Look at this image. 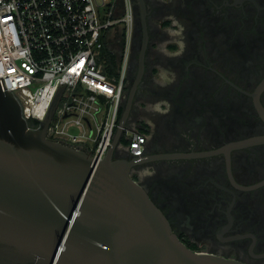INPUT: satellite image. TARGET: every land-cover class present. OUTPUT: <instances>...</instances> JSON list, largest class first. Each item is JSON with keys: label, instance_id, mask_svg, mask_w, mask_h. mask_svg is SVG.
Masks as SVG:
<instances>
[{"label": "flooded vegetation", "instance_id": "obj_1", "mask_svg": "<svg viewBox=\"0 0 264 264\" xmlns=\"http://www.w3.org/2000/svg\"><path fill=\"white\" fill-rule=\"evenodd\" d=\"M130 3V37L120 26L105 49L119 74L127 51L122 112L141 75L122 136H146L131 176L193 251L264 264V0ZM173 19L186 47L169 58L158 46L179 31ZM160 68L175 76L166 87ZM116 157L133 159L127 146Z\"/></svg>", "mask_w": 264, "mask_h": 264}, {"label": "water", "instance_id": "obj_2", "mask_svg": "<svg viewBox=\"0 0 264 264\" xmlns=\"http://www.w3.org/2000/svg\"><path fill=\"white\" fill-rule=\"evenodd\" d=\"M140 76L100 162L48 137L60 95L32 128L0 84V264H246L187 247L131 176L141 160L116 157Z\"/></svg>", "mask_w": 264, "mask_h": 264}, {"label": "built area", "instance_id": "obj_3", "mask_svg": "<svg viewBox=\"0 0 264 264\" xmlns=\"http://www.w3.org/2000/svg\"><path fill=\"white\" fill-rule=\"evenodd\" d=\"M124 1L119 12L120 0H0L2 88L19 100L28 120L40 122L60 95L48 137L86 150L94 162L112 145L124 99L127 51L119 76L107 73L104 53L118 27L131 35L133 9ZM145 139L144 133L131 134L133 157L142 155Z\"/></svg>", "mask_w": 264, "mask_h": 264}, {"label": "clouds", "instance_id": "obj_4", "mask_svg": "<svg viewBox=\"0 0 264 264\" xmlns=\"http://www.w3.org/2000/svg\"><path fill=\"white\" fill-rule=\"evenodd\" d=\"M173 24L176 26L177 29H179V31H174L172 29H169L168 34H169L170 39L167 41H163L158 46V51H160L161 54H163L169 58L178 57V56L182 55L183 51L186 47V45L183 43L182 39H180V37L182 35V28L179 25V22L175 21L173 19ZM169 43H176L178 50L175 52H170L168 50V44ZM154 79H155V83L157 85H159L161 87H166L168 84L174 82L175 76H174V74H171V78H169L168 71L166 69L160 68L159 77L154 78ZM163 103H165V102L158 101L153 105H148L146 107V110L159 112Z\"/></svg>", "mask_w": 264, "mask_h": 264}, {"label": "trees", "instance_id": "obj_5", "mask_svg": "<svg viewBox=\"0 0 264 264\" xmlns=\"http://www.w3.org/2000/svg\"><path fill=\"white\" fill-rule=\"evenodd\" d=\"M104 52L105 54L107 53L108 55L110 54L108 52V50L104 49ZM107 73L110 75V76H119V73H117L116 69L113 67L112 63H111V66L107 69ZM121 113H122V110L120 111V116H121ZM28 123H29V126L32 127V128H37L40 126V121L34 119V118H31L28 120ZM124 144H128L129 143V140H126L124 138H122L121 140Z\"/></svg>", "mask_w": 264, "mask_h": 264}, {"label": "rangeland", "instance_id": "obj_6", "mask_svg": "<svg viewBox=\"0 0 264 264\" xmlns=\"http://www.w3.org/2000/svg\"><path fill=\"white\" fill-rule=\"evenodd\" d=\"M120 28H121V27H120ZM114 35H115V32H113L111 38L114 37ZM104 53H105V52H104ZM107 58H108V54L106 53V59H107ZM100 103H103V98H101ZM96 116H97V114H96ZM84 124H85L86 126H89L90 128L92 127V125H90V121H89L87 118H84ZM71 131L74 132V133H76V134L80 133V129H79V127H77V126H73V127H71ZM88 144L92 145L93 142H92V141H89ZM125 146H127V145H125V144L120 140V148H123V147H125Z\"/></svg>", "mask_w": 264, "mask_h": 264}]
</instances>
